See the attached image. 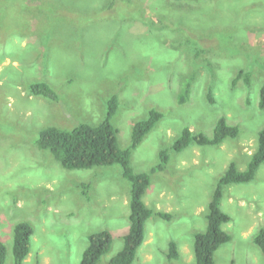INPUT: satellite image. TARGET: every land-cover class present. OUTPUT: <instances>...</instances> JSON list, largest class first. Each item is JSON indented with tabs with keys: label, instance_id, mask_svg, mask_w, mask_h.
Returning a JSON list of instances; mask_svg holds the SVG:
<instances>
[{
	"label": "rangeland",
	"instance_id": "obj_1",
	"mask_svg": "<svg viewBox=\"0 0 264 264\" xmlns=\"http://www.w3.org/2000/svg\"><path fill=\"white\" fill-rule=\"evenodd\" d=\"M133 1L106 10V0H0L5 264H14L13 232L20 222L34 231L23 264H79L89 235L104 230L112 244L99 264L121 251L130 215V183L121 168L67 170L36 145L48 127L100 124L112 96L118 106L111 124L121 149L129 148L133 126L151 110L163 114L132 150L133 171L149 173L161 151L169 158L164 172L151 175L143 202L172 218L147 221L132 264H195L193 235L206 230L218 179L230 163L245 170L257 149L264 128V0ZM187 80L192 92L180 104ZM36 82L48 84L57 101L30 97L27 88ZM222 117L239 128L235 139L220 147L172 150L184 128L212 138ZM80 184L89 186L86 194ZM220 208L231 219L222 225L231 240L215 252L214 263L264 264L253 243L264 229V163L251 182L225 188ZM170 242L178 246L177 261L166 258Z\"/></svg>",
	"mask_w": 264,
	"mask_h": 264
},
{
	"label": "trees",
	"instance_id": "obj_2",
	"mask_svg": "<svg viewBox=\"0 0 264 264\" xmlns=\"http://www.w3.org/2000/svg\"><path fill=\"white\" fill-rule=\"evenodd\" d=\"M133 0H110L108 8L114 10L118 6L129 7ZM23 3V0H22ZM106 9V8H105ZM152 23V22H151ZM243 74L240 72L237 78ZM249 84L248 78L244 80ZM191 81L184 83L178 101L183 104L190 98ZM30 97L42 98L49 101H57L55 91L46 83H32L27 88ZM209 101L213 98L209 94ZM118 106V99L112 96L108 101V108L104 120L96 125L79 124L69 131L48 127L40 131L36 141L37 148L52 155L63 168L67 170H88L94 167H111L117 165L121 168L124 180L130 183L129 199V227L123 236L121 251L107 264H132L137 256V251L144 242L146 223L152 217L169 221L172 215L164 212H156L148 208L143 202V197L151 183V175L164 172L168 164V152L159 153L160 162L152 167L149 173H135L130 166L131 152L136 149L159 121L163 114L151 110L147 119L136 123L132 129L129 148L121 149L118 144L117 132L111 124ZM259 108L264 109V83L259 92ZM239 135L237 126L229 125L225 118H220L213 130L212 138L203 133L193 132L184 128L175 140L172 150L182 152L191 144L198 147H220L226 139H235ZM264 163V128L258 133L257 149L250 156L245 170L240 171L235 163H230L224 174L218 179L210 202L208 203L205 219L206 230L203 233L193 235V251L195 264H215L214 254L224 244L231 240L229 234L222 229V225L230 222V217L221 208V200L226 187L231 185L247 184L251 182L259 167ZM86 194L89 186L80 184ZM34 234L32 226L27 222L15 225L13 232L12 256L14 264H23L30 253V241ZM254 245L264 257V229H261L253 238ZM112 244L111 233L107 230L89 235L88 246L85 248L79 264H99ZM7 248L0 241V264H5ZM168 261L179 259L178 246L170 242L166 253Z\"/></svg>",
	"mask_w": 264,
	"mask_h": 264
},
{
	"label": "flooded vegetation",
	"instance_id": "obj_3",
	"mask_svg": "<svg viewBox=\"0 0 264 264\" xmlns=\"http://www.w3.org/2000/svg\"><path fill=\"white\" fill-rule=\"evenodd\" d=\"M106 10H108V0H106Z\"/></svg>",
	"mask_w": 264,
	"mask_h": 264
}]
</instances>
